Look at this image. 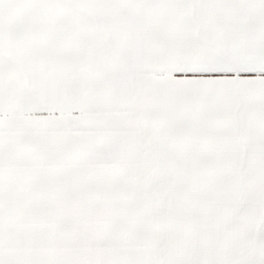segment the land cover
<instances>
[{"label": "snow or ice", "instance_id": "6c2138e0", "mask_svg": "<svg viewBox=\"0 0 264 264\" xmlns=\"http://www.w3.org/2000/svg\"><path fill=\"white\" fill-rule=\"evenodd\" d=\"M0 264H264V0H0Z\"/></svg>", "mask_w": 264, "mask_h": 264}]
</instances>
